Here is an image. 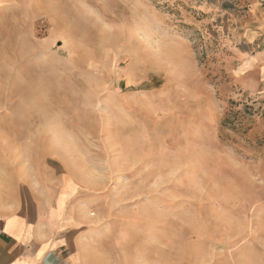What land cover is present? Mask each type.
Returning a JSON list of instances; mask_svg holds the SVG:
<instances>
[{"label": "rangeland", "instance_id": "rangeland-1", "mask_svg": "<svg viewBox=\"0 0 264 264\" xmlns=\"http://www.w3.org/2000/svg\"><path fill=\"white\" fill-rule=\"evenodd\" d=\"M24 203L79 264H264V0H0Z\"/></svg>", "mask_w": 264, "mask_h": 264}, {"label": "crops", "instance_id": "crops-1", "mask_svg": "<svg viewBox=\"0 0 264 264\" xmlns=\"http://www.w3.org/2000/svg\"><path fill=\"white\" fill-rule=\"evenodd\" d=\"M51 227L40 207L24 203L0 211V264H79L71 232L52 234Z\"/></svg>", "mask_w": 264, "mask_h": 264}, {"label": "bare ground", "instance_id": "bare-ground-1", "mask_svg": "<svg viewBox=\"0 0 264 264\" xmlns=\"http://www.w3.org/2000/svg\"><path fill=\"white\" fill-rule=\"evenodd\" d=\"M8 161V160H7Z\"/></svg>", "mask_w": 264, "mask_h": 264}]
</instances>
